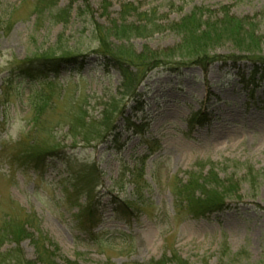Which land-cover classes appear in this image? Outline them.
<instances>
[{"label":"rangeland","instance_id":"rangeland-1","mask_svg":"<svg viewBox=\"0 0 264 264\" xmlns=\"http://www.w3.org/2000/svg\"><path fill=\"white\" fill-rule=\"evenodd\" d=\"M194 12L255 47L223 38L176 70ZM112 27L141 31L106 48ZM14 106L29 127L0 141V232L32 221L77 264H264V0H0V131ZM211 173L225 200L194 217L179 193Z\"/></svg>","mask_w":264,"mask_h":264},{"label":"trees","instance_id":"trees-1","mask_svg":"<svg viewBox=\"0 0 264 264\" xmlns=\"http://www.w3.org/2000/svg\"><path fill=\"white\" fill-rule=\"evenodd\" d=\"M203 12H194V16L192 18H189L182 22L180 25L181 34L184 38H182L180 46H177L176 48L170 50L171 54L168 55L166 59H178L179 62L173 63L172 67L176 70L181 69V67L196 64V65H203L205 62H207L209 59L212 60L214 57H209L207 54L210 49H213L215 46L219 45L220 40L223 38H231L233 40V43H237L238 36L240 34L241 24L237 22L229 21L228 17H224L223 21L220 22V24H208L207 22L211 20H207L208 17H205V15L202 14ZM225 13V12H224ZM197 14V15H195ZM203 17L206 18L203 23ZM203 28V30H202ZM136 33H139L141 30L136 29ZM135 31L133 30H127L125 28H121L120 30H117L116 28H110L106 32H104L103 37H100L99 43L100 45H103L106 47L105 42L109 39L113 40H123L128 39L131 35H134ZM131 33V34H130ZM191 39V40H190ZM224 39V40H225ZM243 41H238L239 46H244V44L251 46L252 48L255 47V42L253 40V37H247L244 42V37L242 39ZM101 46L103 50V54L107 59H113V60H120L128 62L133 67L140 66V60L138 57L134 56V53L132 51H127V49L122 48V46L115 49L116 51L109 50V52H106L105 48ZM107 48V47H106ZM101 50V52H102ZM251 51V50H249ZM253 52V51H251ZM106 54V55H105ZM163 56V54H162ZM160 57H158L156 54H150L151 62H156ZM245 58V57H243ZM73 59V56L68 57H56V56H48L45 57L44 61H51L52 65H56L58 62H67L68 60ZM248 59V58H247ZM250 59V58H249ZM254 59V58H251ZM257 64V63H253ZM170 65V64H168ZM258 65V64H257ZM145 68L146 66L139 67L138 69ZM137 69V68H136ZM147 72V71H146ZM144 73V71H143ZM140 74L138 71V74L135 76L137 77ZM134 77V76H133ZM135 77V78H136ZM135 78H132L133 81ZM131 78L127 77V74H125V80L128 81L129 84H131L132 81ZM40 156V155H39ZM36 157V158H39ZM41 157V156H40ZM40 159H38L39 161ZM211 169V167H210ZM214 168H212L210 171L212 172ZM202 176L203 178L200 181L192 182L191 186L188 187V189H184L183 192L179 193V196L184 199L181 200L182 204H185L186 209L189 211V214L194 217H202L206 215V213H209L217 208H219L225 198L222 194H220L219 191V185L217 182V175L211 173L210 176ZM199 183V187H197V183ZM189 184V183H188ZM208 184V186H207ZM86 186H82V189ZM196 187V188H195ZM76 191L79 189V184L75 187ZM84 190V189H83ZM198 192L200 193L199 196H197ZM32 222V221H31ZM28 221V223L24 222L23 225L19 228H16L11 224V222H8V225H5L4 228L1 229L0 232V250L4 246V244L9 241L13 242L15 244V248L8 250L4 253H1L0 251V264H77L76 262L68 260L64 255L61 253V249L58 247V245L50 239L47 235L43 234V232L40 229L37 230V236L35 237L33 234L28 233L26 228L33 227L32 223ZM26 227V228H25ZM23 238H29L32 240L33 246L35 248L36 253V259L35 261H22L21 259V251L18 247V244ZM175 260L177 264L180 263V260L178 258L173 257L172 260ZM62 261V263H59V261ZM164 259H161L160 261L154 262L152 264H165Z\"/></svg>","mask_w":264,"mask_h":264},{"label":"clouds","instance_id":"clouds-1","mask_svg":"<svg viewBox=\"0 0 264 264\" xmlns=\"http://www.w3.org/2000/svg\"><path fill=\"white\" fill-rule=\"evenodd\" d=\"M28 127L29 117L14 106L8 114L7 126L0 131V141L15 143L27 133Z\"/></svg>","mask_w":264,"mask_h":264}]
</instances>
